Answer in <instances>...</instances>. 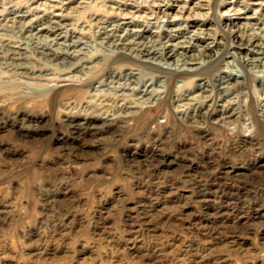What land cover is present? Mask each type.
<instances>
[{
  "label": "rangeland",
  "instance_id": "1",
  "mask_svg": "<svg viewBox=\"0 0 264 264\" xmlns=\"http://www.w3.org/2000/svg\"><path fill=\"white\" fill-rule=\"evenodd\" d=\"M249 40L264 0H0V264H264Z\"/></svg>",
  "mask_w": 264,
  "mask_h": 264
},
{
  "label": "bare ground",
  "instance_id": "2",
  "mask_svg": "<svg viewBox=\"0 0 264 264\" xmlns=\"http://www.w3.org/2000/svg\"><path fill=\"white\" fill-rule=\"evenodd\" d=\"M22 18V17H21ZM250 21V19H249ZM55 22V21H54ZM66 22V21H65ZM127 23V22H126ZM252 23V22H251ZM250 27V26H249ZM256 29V28H255ZM39 30V29H38ZM37 31V30H36ZM42 32L43 30H39V32ZM103 31V30H102ZM38 32V31H37ZM129 32V31H128ZM47 34V33H46ZM133 35V34H132ZM38 37V36H37ZM127 37V36H126ZM252 37V36H251ZM61 38V37H60ZM129 39V38H128ZM139 39V38H138ZM56 40V39H55ZM133 40V39H132ZM254 40V39H253ZM168 43V42H167ZM248 45L250 46L249 49L251 50H248L250 51V53H254L256 56H262L264 54V47H262L261 45H257L255 44L254 42H252L251 40L248 41ZM54 44V43H53ZM66 44V43H65ZM84 44V43H83ZM59 45V44H58ZM57 45V46H58ZM70 45V44H69ZM72 45H70L69 47H71ZM116 50L120 52V55L123 56V57H128V59H135L137 56H136V52L139 50L138 48V45L135 44L133 41L132 42H127V43H119L117 44L116 46ZM170 47H173L172 44H166L164 49H163V52H161V54L159 56L161 57H164L166 56V54L164 55V53L166 52V50H168ZM115 49V48H114ZM41 52V51H40ZM49 53V52H48ZM69 55V53H67ZM135 54V55H134ZM157 55V49L156 50H153L152 48H147L146 50H142L141 51V55L139 56V58L142 59V62L144 64H146L147 66L151 67V68H155L156 70H159L163 73H166L168 75H172V76H175V77H180V76H186L188 74L192 75L191 73H193L196 68H197V65L199 63V61H195V60H191L185 64H177V65H174L173 67H169L167 68L166 64L165 63H162V61H164L163 59L161 61H158L155 59ZM173 55V54H172ZM171 54L167 55L169 57L172 56ZM53 56V55H52ZM118 57V55H117ZM122 57V58H123ZM233 57V56H232ZM257 58V57H256ZM121 60V59H120ZM128 61V60H126ZM255 61H258V58L255 60ZM129 62V61H128ZM134 62V61H133ZM136 62V61H135ZM138 62V61H137ZM201 63V62H200ZM141 64V63H140ZM143 64V65H144ZM211 65H213L211 63ZM215 66V65H214ZM144 67V66H143ZM148 68V67H147ZM149 69V68H148ZM154 70V71H156ZM195 75V74H194ZM129 78V77H128ZM134 80V79H132ZM221 81V80H220ZM219 81V82H220ZM230 81V78L228 79L226 76L224 79H222V82H220V85L229 82ZM134 83V82H133ZM261 88V87H260ZM200 89H201V86H200ZM221 90V89H219ZM203 91V90H202ZM226 101V100H225ZM198 120V119H197ZM216 122V121H215Z\"/></svg>",
  "mask_w": 264,
  "mask_h": 264
}]
</instances>
